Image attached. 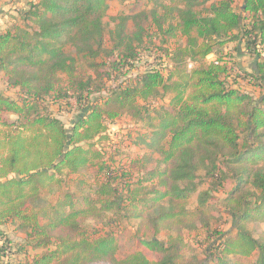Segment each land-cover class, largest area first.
Returning <instances> with one entry per match:
<instances>
[{"label":"trees","instance_id":"1","mask_svg":"<svg viewBox=\"0 0 264 264\" xmlns=\"http://www.w3.org/2000/svg\"><path fill=\"white\" fill-rule=\"evenodd\" d=\"M109 1L26 0L0 30V74L18 93L0 92V225L15 220L33 248L44 250L10 264H264V230L256 236L250 229L264 224V96L231 81L233 61L216 55L244 42L257 67L237 75L264 89V0H244L240 11L236 0H146L148 13L115 18L107 53ZM145 36L181 37L166 49L171 68L125 74L130 84H107L108 72H99L107 61L98 59L115 56L119 68L129 70ZM162 92L170 94L169 106L152 116L151 99ZM71 97L82 114L68 129L46 102ZM125 114L148 122V147L159 157L122 187L130 178L123 171L116 181L105 144L109 123ZM84 169L107 178L87 185L74 178ZM224 175L234 185L222 207L234 222L220 230L213 227L221 210L212 188L201 186ZM72 182L76 192L69 190ZM56 190L64 195L55 203L42 197ZM117 216L136 222L137 249L123 257L121 236H91L85 229L90 222L115 223ZM186 231L198 247L202 239L208 244L204 259L198 260ZM3 235L0 229V264H9Z\"/></svg>","mask_w":264,"mask_h":264},{"label":"rangeland","instance_id":"2","mask_svg":"<svg viewBox=\"0 0 264 264\" xmlns=\"http://www.w3.org/2000/svg\"><path fill=\"white\" fill-rule=\"evenodd\" d=\"M244 0H236V8L238 11L241 10V6ZM26 0H0V30L7 27V21L10 17L16 15L19 8L25 6ZM110 8L108 15L105 17L106 30H105V42L104 51L109 53L113 46V34L112 31L116 28L115 18L123 16H132L137 12L147 9L146 0H110ZM209 2L206 4L205 8L209 6ZM150 21V20H149ZM149 21L145 22V26L148 32H154L155 28L150 30L148 26ZM127 32L132 34L134 32V23L132 19L127 21ZM181 37L178 38H166L162 39L160 36L144 37L143 43H136L139 46L140 58L134 63L133 68L127 70L128 68H119L115 63V56L111 58H105L102 55L98 60L103 61L106 59V63L100 68L99 72H108L109 76L104 75V81L111 85L121 84L126 85L132 83V80L128 76H134L136 73H142L150 69H165L168 71L173 65L171 59L167 55V50H173L180 42ZM217 56L226 57L233 62L230 63L233 68L231 81L236 80L242 89H248L253 92L256 98H261L264 96V89L261 87L238 77V70L243 68H251L250 64L254 61L255 57L247 51L244 42H231L229 45L218 49ZM214 55H210L213 58ZM251 70V69H250ZM166 71V72H167ZM93 73L95 71H92ZM237 72V73H236ZM125 74H128L125 75ZM236 78V79H235ZM0 92L9 95L13 98L17 97V89L13 88L7 83L0 74ZM170 94L160 93L153 97L150 102L149 111L150 115L160 112L161 108L168 107L170 103ZM48 107V112L53 115H57L66 124L68 129L74 125L77 118L82 114V106L77 102L75 97L68 99H63L60 102H54L49 99L46 102ZM15 119V116H10ZM148 122L144 120L136 119L128 114H125L118 118L116 121L109 123V134L110 140L105 144L106 146V156L107 158L113 159V170L114 175L117 174L116 181L121 183V176L123 171H125V177L130 178L129 180H123L122 187L132 185L134 181L141 178L144 172L147 171L146 168H151L159 157L155 150L148 147V142L150 140L151 129L146 126ZM109 162H111V160ZM111 162V163H112ZM147 165V166H146ZM146 166V167H145ZM81 180H85L87 185H96L102 181H105L107 176H97L96 174L90 172L89 170H81L79 175H75ZM211 178V177H210ZM74 180V179H73ZM72 180V181H73ZM117 183V184H119ZM72 186L69 190L76 192V182L71 183ZM234 185V181L229 175L219 176V179H209L201 187L212 188L214 195V202L218 205L221 210V218L219 221L214 222L213 227L220 230L229 229L234 222V219L229 211L222 207V200L225 197L227 190H230ZM64 191L56 190L52 194L44 193L42 197L51 203H55L59 196H63ZM196 194L192 196L190 200L191 207L196 205ZM155 212V211H154ZM117 222L107 223L102 222H90L85 225V229L91 236H97L99 234H104L106 232H114L115 234L121 236L122 238V249L119 251V256L123 257L130 252L137 249L136 236H134L135 221H130L129 219H120L119 216L115 218ZM0 229L4 232L2 239H4V246L6 248L5 254L3 256L4 262L7 263H25L26 261L32 260L38 253L44 251L43 249H34L30 243L29 237L25 232L19 229L18 224L15 220L11 219L5 224L0 225ZM250 229L254 232L256 236L264 230L263 223H251ZM186 240L192 244L193 247L197 248L195 252L198 260L204 259L205 255L203 253L204 248L208 245L206 242L202 241L201 247L197 246L196 239L194 235L186 231ZM161 239L166 238V233L160 235ZM3 242V241H2ZM1 244V242H0ZM124 245V246H123ZM209 247V246H208ZM53 248V247H51ZM194 252L191 257L197 260L194 256Z\"/></svg>","mask_w":264,"mask_h":264},{"label":"crops","instance_id":"3","mask_svg":"<svg viewBox=\"0 0 264 264\" xmlns=\"http://www.w3.org/2000/svg\"><path fill=\"white\" fill-rule=\"evenodd\" d=\"M257 60L256 59H254V61L253 62H251V64H250V69H249V71H252V70H255L256 69V67H257ZM244 69H246V68H244ZM246 70H248V68L246 69Z\"/></svg>","mask_w":264,"mask_h":264},{"label":"built area","instance_id":"4","mask_svg":"<svg viewBox=\"0 0 264 264\" xmlns=\"http://www.w3.org/2000/svg\"><path fill=\"white\" fill-rule=\"evenodd\" d=\"M208 58H211L210 55L208 56ZM192 66H193V64L190 63V64H189V67H192ZM236 73H237V72H236ZM238 74L243 75V72H242L241 70H238Z\"/></svg>","mask_w":264,"mask_h":264}]
</instances>
